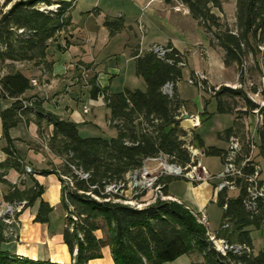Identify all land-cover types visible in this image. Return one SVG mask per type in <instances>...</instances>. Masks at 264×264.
Wrapping results in <instances>:
<instances>
[{
  "label": "trees",
  "instance_id": "1",
  "mask_svg": "<svg viewBox=\"0 0 264 264\" xmlns=\"http://www.w3.org/2000/svg\"><path fill=\"white\" fill-rule=\"evenodd\" d=\"M176 1L189 8L191 16L208 34L210 45L223 49L225 67L237 65L241 75L246 67L245 58L250 53L260 52L264 58V0H236L233 28L212 11V8L223 11L224 0ZM9 4V8L4 9ZM52 4L58 6L42 9L43 5ZM75 5L76 0H5L0 4V117L3 136L7 140L4 147L7 158L0 163V182H6L5 176L12 168L20 173V183H10L5 202H25L26 208L40 200L34 220L42 223L49 221L54 210L42 199L43 185L35 181L32 186H26L25 177L34 175L36 170L18 155L10 136V129L20 122L33 120L41 137L45 134L44 124L53 126L47 146L60 158V163L42 170V174L55 173L62 183L61 203L66 212L63 240L73 255L71 264H88L90 260L102 257V248L106 245L111 246L116 264H166L194 252L204 260L189 264H264V252L253 251L249 229L264 225V197L256 198L251 194L255 185L251 177L256 172L259 173L257 187H264V125L257 128V141L251 136L245 119L259 105L243 87L222 85L214 95L216 111L220 114H233L236 98L245 103L243 109L235 113L232 125L219 133L220 139H226V148L206 145L202 137L194 133L203 155L219 156L223 165L229 156L232 139L240 144L235 155L236 164L253 155L242 167V175L227 177L238 190L237 196L229 195L232 189L229 186L218 190V183L214 184L217 203L223 208L216 236H222L229 244L244 246L240 251L229 249L225 254L214 247L208 227L199 220V213H194L186 204L157 199L139 208L116 201L119 195L108 190L110 185L125 181L127 175L141 168L148 158L163 155L183 169H189L197 162L196 159L193 161L187 147L185 137L189 133L182 127L180 118L186 101L177 91L186 57L172 43L161 45L166 49L164 56L154 49L159 44H153L147 50H141L140 46L133 48L136 74L145 80V91L126 88L112 93L108 87L102 88L97 83L96 76L90 80V95L94 99L103 96L110 110L108 122L117 131L116 136L83 137L76 122L46 110L38 96H25L34 87L31 84L33 77L14 64L33 62L42 72L51 73L54 60L49 59L48 48L61 34H64V45H58L57 49L65 50L70 44L65 33L73 27L71 11ZM103 24L112 36L126 27L123 14L106 15ZM6 61L12 65L2 73L1 64ZM190 79L201 88L208 83L195 71ZM167 84L172 85V94L164 91ZM6 100L12 102L3 108L2 102ZM252 145L256 146L254 151ZM177 179L184 177H162L164 191L167 192L169 183ZM105 227L108 237H98L95 232H106ZM7 241L9 238L0 231V264H68L17 255L3 248Z\"/></svg>",
  "mask_w": 264,
  "mask_h": 264
},
{
  "label": "rangeland",
  "instance_id": "2",
  "mask_svg": "<svg viewBox=\"0 0 264 264\" xmlns=\"http://www.w3.org/2000/svg\"><path fill=\"white\" fill-rule=\"evenodd\" d=\"M4 2L5 0H0V4H3ZM94 2L95 0H77L76 5L71 11V15L73 24H79V29H81L80 25L85 26V24H88L91 28H97L98 26L103 25V19L105 16L103 17V15H98L93 12L92 15L89 16L88 12L93 7ZM100 2L104 7L108 8L109 10L107 11L112 14L115 13L118 15L120 9L124 10L126 12V22L130 23L133 27L128 26L121 33L108 41L99 38L97 43L91 47V50H88L85 55L86 59L94 60L98 64L97 83L102 88H110L112 93L121 91L125 88L145 91L147 88L146 82L142 77L136 74L135 62L131 58L133 48L140 46L142 49H145L153 42H159L166 45L169 41H173L185 54L187 62L186 66L183 68L182 78L177 83V91L186 100L180 118L182 119V127L189 133V136L185 137L187 146L193 145L194 147L201 148L194 139V133L197 132L208 145L226 148V139H220L219 133L232 125L235 113L237 110L243 109L245 103L240 98H236V104H233V106H236L233 114L217 113V104L214 98L215 92L222 85H227L233 88L243 87L249 97L256 103L258 102L261 104L264 102V58L261 53H250V55L245 58L246 67L240 75L237 65L231 67L224 66L222 59L224 54L223 49L219 46L212 47L210 45V38L205 29L191 16L190 12H184V9L188 7L182 2L176 0H171L170 2H167L166 0H153L151 2H149V0H100ZM147 3L148 8L146 7V10H142L141 6L146 5ZM9 6L10 4L4 9H8ZM57 6L58 4H52L50 6L43 5L42 7L56 8ZM176 7H181V10L177 11ZM212 11L221 16L222 22L228 23L232 28L235 26L236 0H224L223 11H220L218 8H212ZM150 15H152V18ZM143 21L148 27L147 31H145V28H141V23ZM73 30L74 27H71L65 34L72 37L70 32ZM76 34L77 36L80 35V31L78 30L75 35ZM63 35H59L57 41L62 39ZM51 46L52 45H50V47ZM51 48H48V51H50ZM63 51L64 50H56L53 57L56 60L57 72L60 73L64 72V65L62 63L67 60V55H65ZM10 63V61H6L1 64L2 73L8 70L9 65H12ZM14 65L23 70L26 74L28 73L27 69H38L33 62H16ZM192 71L199 73L201 77L207 79L208 83L205 88H201L197 84H192L190 82ZM78 72L79 78L82 82L81 85L89 87L90 91V80L92 79L93 74L89 70V67L86 64L80 65ZM113 74L116 76L112 77L111 75ZM35 77L38 80V83L42 80V75L39 72H37ZM225 80L233 81L224 83ZM84 91L85 97L80 99V107L82 108L84 102L91 103L95 108V115L97 117L96 123L100 128L98 130L88 131L82 129L80 132L81 136L108 137L113 134L115 135V129L108 123L107 114H109V110L103 102V97L99 96L96 99L91 98L90 101V96L87 93L88 91ZM203 106L204 109H199L198 111L197 108H202ZM196 116H199L200 118L199 124H201V126L199 127L193 124L194 121L192 118ZM245 121L249 127L251 136L255 137L257 140L256 131L257 126L261 123L260 115L258 116L251 112ZM47 141L48 137L46 138V143ZM255 152H257V150ZM52 159L54 158L50 157V160ZM200 159L202 160V166L207 169L210 174H218L223 170L222 160L219 156L202 155ZM159 162L160 161L152 162L157 165L154 169L157 170L158 173L164 171L163 166ZM197 173L199 175L203 174V169L198 167ZM154 174H156V172ZM166 176H180L184 177V180H189L185 176V171L180 174H164L163 177ZM177 180L183 181V179ZM214 184L215 183L211 180L199 182L196 184V191L198 194L203 195V198L205 199V211L208 216L210 228H208V236L213 242L214 247L223 253V245H221L220 239L224 238L222 236L217 237V232L213 231L219 227L223 214V208L217 203L218 193L214 188ZM135 191V189L127 187L122 193V196H119L121 199L119 201L142 208L155 202L157 199H161L158 194L153 191H143L138 194H135ZM162 192L167 196V198L162 200H175L183 203L168 195V193L164 191V184ZM114 193L116 194V192ZM229 195L237 196L238 190L230 189ZM123 200H127V202H123ZM190 209L194 213H199V220L201 221L203 212L197 211L194 208ZM63 215L64 209L59 207L55 211L54 221L61 223L64 219ZM203 223L208 227V222ZM105 231L106 232L103 231V237H108V230L106 227ZM251 235L254 239L257 250L256 252H259L260 250L264 252V225L260 228L253 227ZM106 246L110 247L111 250L110 245ZM203 260V256L198 252H194L192 254L181 255L176 260L166 264H189L192 261ZM73 261L74 259H72L71 263H73Z\"/></svg>",
  "mask_w": 264,
  "mask_h": 264
},
{
  "label": "crops",
  "instance_id": "3",
  "mask_svg": "<svg viewBox=\"0 0 264 264\" xmlns=\"http://www.w3.org/2000/svg\"><path fill=\"white\" fill-rule=\"evenodd\" d=\"M147 6L148 3L146 5H142V10H146L148 8ZM94 9L96 10L93 11ZM107 10L109 9L104 7V5L101 4L100 0H95L93 7L89 10L88 13L89 16L92 15L93 12L98 15H103V17L106 15L116 17L120 14H123L126 25L124 29H126L128 26L133 27L130 23L126 22V12L124 10L120 9L118 15L115 13L112 14ZM150 16L152 18V15ZM141 24L145 28V31H147L148 27L145 22L143 21ZM73 27L74 30L70 32L72 37H69L70 44L63 51L64 54L67 55V60L62 63L64 65V72H57L58 69L56 68V60L53 58L56 50H58V45H64V39L62 38L54 43H51L52 48L49 47L51 48L50 51H48L49 59L54 60L53 69L51 73H44L40 69H27L28 76L35 77L37 72H39L42 75V80L39 82L38 86H34L33 89L28 90L25 93V96L36 95L41 98L43 100V107L46 110L51 111L61 116L62 118L76 122L78 124V129L80 133L82 129L86 131L98 130L100 127L96 123L97 117L95 115V108L91 105V103L84 102L82 108L80 107V99L82 97H85L84 90L88 91L87 93L90 96V101L92 97L89 92V87L81 85L82 82L79 78L78 72L79 66L86 64L89 67V70L92 72L93 76H96L98 80V64L94 60L86 59L85 55L87 54L88 50L90 51L91 47H93L94 44L97 43L99 38L103 39L104 41H108L119 33H121L124 29L121 32L112 36L110 35L109 29L104 26V24L98 26L97 28H91L88 26V24H85V26L80 25L81 29H79V24H73ZM78 30L80 31V35L77 36V34L75 35V33ZM168 43H172L174 47H176L181 53H183L176 43H174L173 41H169ZM153 44L164 45L159 42H153L151 45ZM148 48H141V50H147ZM131 58L135 62L134 58L132 57V52ZM111 76L114 77L116 75L113 74ZM231 81L233 80H225L224 83H228ZM179 96L181 99L185 100L180 94ZM11 102L12 100L3 101V108L9 106ZM103 102L105 103L104 98ZM85 105L91 107V111L89 113H84L83 109ZM107 109L109 110V108ZM197 109L198 111L199 109H204V106L202 108L200 107ZM109 116L110 110L109 114H107V119L109 118ZM197 126L199 127L201 126V124ZM38 129V125L35 123V121H23L20 122L16 127L10 129V136L13 139V144L18 155L29 167L36 170V173H34V175H27L25 177L26 186H32L35 181L43 185L44 193L42 195V199L47 201L51 206H53L54 210L51 212L48 222H36L34 219L39 207L40 200H38L33 206L24 208L22 212L17 215V218L13 221L11 225L4 223V221L0 218V231H3L4 235L9 238V241L3 244V248L17 255L36 260L41 259L59 263H71L73 255L69 251L68 245L64 243L63 240V231L66 226L65 210L63 215V221L61 223L54 221L55 211L59 207L63 208L61 203L62 183L58 175L55 173H50L48 175L42 174V170L51 169L60 163V158L53 154L46 145V138L53 130V126L44 124L43 129L45 130V134L42 137L39 135ZM116 135L117 131L115 130V135L113 134L112 136H108V138ZM6 145L7 140L3 136V123L0 117V163L6 160L7 158V154L4 151V147ZM206 145L208 144L206 143ZM50 157H53L54 159L50 160ZM148 164L152 168L157 167L155 163L151 162ZM19 177L20 173L12 168L8 170L5 176L6 182H0V217L2 210L5 207L4 196L10 190V183H15L19 179ZM262 177H264V172L262 174ZM211 181L217 183L218 180L214 179ZM196 190L197 188L195 183L183 179V181L175 180L169 183L167 193L171 197L176 198L181 202L185 203L188 207L194 208L197 211L204 212L207 216V213L205 211V199L203 198V195L198 194ZM220 225L217 229L213 231L218 232L220 229ZM252 228L253 227L249 228L250 234L252 232ZM95 233L98 237H103L104 235L102 230H97ZM252 240L253 251L255 253H258L256 252L257 250L254 243V239L252 238ZM102 254L103 257L92 259L88 262V264H115L110 247H103Z\"/></svg>",
  "mask_w": 264,
  "mask_h": 264
},
{
  "label": "built area",
  "instance_id": "4",
  "mask_svg": "<svg viewBox=\"0 0 264 264\" xmlns=\"http://www.w3.org/2000/svg\"><path fill=\"white\" fill-rule=\"evenodd\" d=\"M151 1H153V0H149V2H151ZM42 9H44V8L42 7ZM176 10L180 11L181 7H176ZM184 12L189 13V9L185 8ZM141 28L142 29L144 28L142 24H141ZM154 49L159 53L160 56H164L166 53V49L161 45H155ZM190 82L193 84V81L191 79H190ZM31 84L33 86H38L39 83H38V80L35 77H33L31 79ZM87 84L89 85L88 82H87ZM164 91L168 94H172V92H173L172 85L167 84L164 87ZM25 104H27L26 101H25ZM258 105H259V107L256 108L253 112V113L257 114L258 116L260 115V122L261 123L257 126V128L259 126L264 125V111H262V109L264 108V102H262L261 104L258 103ZM83 111H84V113H89L91 111V107L85 105ZM192 120L194 121L193 122L194 125H196V126L199 125V123H200L199 116L193 117ZM187 147L189 148V150L191 152V155L193 157V161L195 159L197 160L195 165L189 166V169H183L182 167L178 166L177 164L168 162L167 157L163 156V155H161L159 157L148 158L145 161V164L141 168L135 169L134 171L130 172L127 175L125 181H121L117 185H110L108 187V190L116 192V194H118L121 197L122 193L127 189V187H131V188L136 190L135 194L141 193L143 191H153L156 194H158V196L161 199H164V198H167V196L165 194H163V192H162L163 183L160 181V179L164 176V174H166V175H172L175 173L180 174L184 171H185V176L187 177V179L191 180L193 183H199V182H202L205 180L217 179L218 180L217 181V183H218L217 189L218 190H220L226 186H229L230 188L235 189V186L232 185V182L229 181L227 177L228 176L242 175V173H243L242 167L246 164L247 161L250 160V158L253 157V155H251L252 157L250 156L249 158H247L243 162L236 164L235 163V155H236V152L238 151V149L240 147V144L236 139H232V141L230 142L229 147H228L229 151H230L229 156L227 158V161L223 165V170L219 174L213 175V174H210L207 171V169H205L202 166V162H201L200 157L203 155V150L201 148L194 147L193 145H191V146L188 145ZM252 147H253V151H254L256 149V146L252 145ZM164 159H166V160H164ZM155 161H160L159 163L163 166L164 171H160L158 173L157 170H155L154 168L149 166L148 163L155 162ZM198 167L203 169V174L199 175L197 173ZM257 167L260 168L259 165H257ZM29 170H31V168H29ZM155 172H156V174H154ZM83 176L86 177L87 174H83ZM258 177H259L258 172H256L255 175L251 177V179L253 181H255V185L251 189V194L253 196H255L256 198H257V196L264 197V187L261 189H259L257 187V181L256 180H258ZM15 183L19 184L20 179H18ZM120 197L116 198L115 200L116 201L121 200ZM123 202H127V200H123ZM24 205H25V202H20V203L5 202V207L2 210L0 218L4 221V223L11 225L13 223V221L17 218V215L20 212H22V210L24 209ZM137 205H139V204H137ZM249 205L252 207V206H254V203H250ZM201 221L202 222H208L207 216L204 212L202 213ZM220 241H221V245H223V253L224 254L229 249H233L234 251L237 252V251H240L241 249L244 248V246H242V245L229 244L225 239H220Z\"/></svg>",
  "mask_w": 264,
  "mask_h": 264
}]
</instances>
